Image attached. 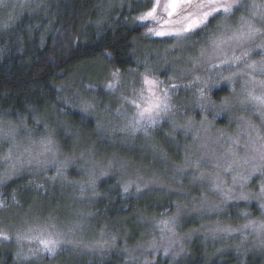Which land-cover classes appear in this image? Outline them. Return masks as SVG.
Segmentation results:
<instances>
[{
  "label": "rangeland",
  "instance_id": "rangeland-1",
  "mask_svg": "<svg viewBox=\"0 0 264 264\" xmlns=\"http://www.w3.org/2000/svg\"><path fill=\"white\" fill-rule=\"evenodd\" d=\"M112 1L115 0L110 2ZM130 1L138 0H118V2L116 0L111 7L122 9L129 6ZM144 1L155 4V0ZM41 2L42 0H0V33L4 34L22 16H34L33 10L41 8ZM251 13L250 6V17L246 19H252L257 27L264 25V21L259 16L252 17ZM241 17L234 14L228 23L238 26ZM216 20H212L208 26L212 27ZM137 21L145 22L138 18ZM217 30L218 28L214 33ZM146 38L148 41L166 38L175 40L172 37H157L150 34ZM209 38L201 43L202 47L207 45ZM191 41L193 42V38ZM262 42L264 38L257 37L245 45L253 49L252 56L258 58L256 61L264 59V54L257 48ZM184 43L179 44V50L170 57L171 71L176 76L180 75L179 78L182 79L180 83L171 82L167 85L178 86L170 93L175 107L168 115L159 118V123L163 127L156 125L148 136L142 132L132 134L124 130L126 118L122 113H127L128 116L133 113V106L128 104L124 97L131 99L138 93L140 76L133 73L122 74L125 83L120 91L111 92L115 96L113 106L105 103L104 108L98 106L93 98H89L88 91L82 88L68 86L60 93L63 107L91 118L100 132L109 129L107 137L103 134L106 139L112 140L113 143L120 140L116 144L121 147L124 141L126 144L124 148H132L134 151L131 155L135 154L132 161L108 157L103 161H97L88 158L93 154L91 152L66 153L60 148L48 127L43 131L40 129L39 135H33L27 128V121L24 118L14 121L5 115H0V127L6 130L15 129V134L11 138L0 137V177H3L0 181V201L7 205L0 208V229L12 237L2 241L15 248L16 257L21 262L54 264L55 256L61 250L68 249L79 255L99 259L105 257L106 261L107 258H111L110 264H180L188 258L190 245L194 242L214 246L215 255L217 252L222 255L228 254L239 258L240 261L257 255L264 259V236L252 232L251 229L243 234L240 231L231 233L215 231L218 226L239 229L248 223L249 219L256 221L264 219V208H261L259 199L261 186L264 185V173L259 170L260 166L264 165V161L260 159V150H264L262 149L264 115L253 103L245 99L247 93L244 79L247 77L235 83L221 82L220 86H224L229 91L231 107L218 115L212 103L201 107L197 103L198 96L192 99V104L188 99L181 98L183 90L188 86V77L192 76L194 79L199 77L201 81L211 78L209 82L216 83L218 72L203 59L199 61L194 59L196 53L195 55L180 53V50L187 46ZM172 46L178 45L174 42ZM201 48H197V57L200 56ZM240 52L241 49L237 48L236 55ZM153 57L157 61V69L168 67L167 70L170 71L171 66L160 65L159 57L156 55ZM143 61L139 56L137 59L139 66L143 67ZM108 78L109 73L104 74L102 86ZM255 79L261 80L264 76L257 73ZM190 89L193 90V87ZM261 93H264V89L256 86L255 94ZM83 100L95 103V109L91 113L82 111ZM189 111H197L200 117L190 119L181 115ZM210 114L214 116L213 120H210ZM50 116L52 117L53 114ZM216 121L219 123L215 124ZM35 123L46 126L43 121ZM173 135L175 137H172ZM48 137L54 141L56 155L55 157L51 154L39 156L38 162L34 157L42 151L41 141ZM180 147L183 149L181 150ZM174 149L177 150L176 157L179 158L177 162L167 154ZM9 154L11 159H6ZM142 160L149 165L141 163ZM64 161L68 163L63 168V175L55 180L51 179L56 176V168ZM13 164L16 165L15 170L12 168ZM254 169L256 171H253ZM112 173H116L121 187L129 181L135 182L129 189L131 193L140 195L148 191H160L171 194L177 199L171 213L158 218L141 219L138 223L144 226L146 231L141 239L132 244L127 241V235L112 237L111 228L108 225L101 227L98 219L83 209L86 204L80 205L87 200H93L98 181L100 183L108 180ZM202 173L203 178H201ZM233 176L237 177L235 184L232 180ZM24 177H32L40 181L32 184V188L26 190L27 192L5 195L3 190L7 184ZM92 178H95L94 190L89 187ZM214 181L221 182L225 189L231 188L233 198L226 199L213 190ZM136 184L142 189L141 192L136 191ZM241 184L244 185L243 189L240 188ZM241 191L249 195L248 200L238 199ZM52 196L57 200L51 198ZM229 210H232V220L239 221L238 224L226 221ZM245 212L249 217L242 215ZM253 213L259 217H254ZM173 218L174 230H169L161 223L162 220ZM193 223L195 225L191 226ZM186 224H189L190 228L182 229ZM39 232L45 235L51 234L61 241L54 256L40 250L39 244L31 240V237ZM17 235H27L28 238L17 240ZM165 250L168 252L167 255Z\"/></svg>",
  "mask_w": 264,
  "mask_h": 264
},
{
  "label": "trees",
  "instance_id": "trees-1",
  "mask_svg": "<svg viewBox=\"0 0 264 264\" xmlns=\"http://www.w3.org/2000/svg\"><path fill=\"white\" fill-rule=\"evenodd\" d=\"M110 1L42 0L41 8L33 10L34 16L24 15L4 34L0 33V115L14 121L24 118L33 135H39L40 129L43 131L48 127L60 148L66 153L91 152L93 154L88 158L97 161H103L107 157L132 161L135 154L131 155V152L134 150L124 148V141L121 147L116 144L120 140L113 143L112 140L106 139L109 129L100 132L91 118L63 107L60 102V93L64 88L76 86L88 91L87 96L93 98L101 108L105 107V103L113 106L115 96L104 89L101 81L104 74L117 69L122 74L133 73L136 76H140L146 68L150 69L159 80L164 81L165 86L171 82L180 83L182 80L180 75L173 74L170 63V57L179 50V45L172 46L175 40L167 38L148 41L146 37L149 28H156L158 25L153 21H137L139 16L150 10L152 2L130 1L129 6L114 9L111 6L116 0L112 3ZM164 3L165 0H161L158 15L168 19L164 15ZM254 3L262 4L264 0H239L240 6L232 15L249 18L250 6ZM211 21L210 18L209 25ZM216 21L211 28L207 26V30L205 28L200 30L199 34H193V42L191 39L185 41L187 46L180 50V53H196V59L197 50L202 47L201 43L206 41L222 22ZM204 31L208 33L205 34ZM153 55L159 57L158 64L171 66L170 71L167 70L168 67H160L158 70ZM139 56L144 60L143 67L137 63ZM252 59L258 60L254 56ZM145 64L147 66H144ZM194 81L192 76L187 78L188 86L181 95V98L188 99L191 104L192 99L199 96ZM219 82L214 83L215 86L211 87L207 94L211 102L217 104L229 96V91L220 86L223 80ZM190 87H193V90ZM51 114L54 117H51ZM181 115L190 119L200 117L197 111ZM209 118L213 120L214 116L210 114ZM38 121H43L46 126L40 125ZM218 123L216 121L215 124ZM157 126L163 127L161 123ZM103 134H106V137ZM167 154L176 162L179 160L176 157V149ZM141 163L148 164L143 160ZM38 181L40 180L32 177L18 178L7 184L3 191L5 195H19L22 191L27 192L26 190L31 189ZM118 183L116 173H112L108 180L100 183L98 181L95 198L80 205L86 204L83 209L98 219L101 227L108 225L112 237L127 235V241L132 244L141 239L146 231L138 222L141 219L158 218L171 213L177 199L160 191H148L140 195L131 191L125 193L123 186ZM51 198L57 200L55 196ZM61 204L65 205L63 202ZM232 210H229L226 221L238 224L239 221L231 218ZM253 215L259 217L254 213ZM194 225L195 223L191 226ZM186 228H190L189 224L182 229ZM214 249V246L194 242L190 245L188 258L180 264H264L260 255L249 256L240 261L239 258L228 254L217 252L215 255ZM15 251L14 247L0 240V264H34L32 261L21 262ZM110 261L111 258L106 261L105 257L93 258L63 249L55 256L54 264H110Z\"/></svg>",
  "mask_w": 264,
  "mask_h": 264
},
{
  "label": "snow or ice",
  "instance_id": "snow-or-ice-1",
  "mask_svg": "<svg viewBox=\"0 0 264 264\" xmlns=\"http://www.w3.org/2000/svg\"><path fill=\"white\" fill-rule=\"evenodd\" d=\"M239 6V0H165L163 4L164 15L168 17V19H164L162 16L158 15L157 11L161 7V0H155V4L150 7V10L143 13L138 19L140 21L155 22L158 27L149 28V34L157 37L175 38L177 45L191 39L193 34H199L200 30L205 29L209 25L210 18L212 20L221 19L223 22L217 26V32L209 38L207 45L201 48L200 56L196 59L197 61L203 59L205 62L209 63L213 69L218 70L216 83H218L219 80L235 83L247 77V79H244V88L247 93L245 99L253 103V105L261 111V114L264 115V93L259 95L255 94L256 86L264 89V79H255L257 73L264 76V59L260 61L252 59L253 49L245 47L246 44L254 41L257 37L264 38V25L257 27L252 19H246L245 17L240 18V24L238 26H233L228 23L234 10H238ZM251 7V16H259V18L264 21V3H254ZM237 48L241 49L239 55H236ZM257 48L260 50V53L264 54V42L257 45ZM229 51H231V55H229ZM210 80L211 78L205 81H201L199 77L195 78L194 83L197 84L199 93L197 103H199L201 107H204L207 103H212V106L217 109L216 114L218 115L230 109L231 99L229 97H224L219 105L211 102L207 94L210 88L215 86V84L210 83ZM124 83L125 81L122 73L117 69L109 73V78L105 82L104 87L110 92H118ZM177 87L176 84H171L170 87L165 86L164 81L159 80L150 69L146 68L140 75L138 93L131 99L124 97L127 103L133 106V113L131 116H128L127 113H122L126 118L124 130L132 134L142 132L145 136L150 135V130L155 128L159 123V118L162 115H168L175 107L172 103V95H170V93ZM135 91L134 89V92ZM233 92H235V89H233ZM82 105V111L87 113H91L95 109V103L90 100H83ZM189 123H191V121H189ZM14 134L15 129L9 128L6 130L0 127V137L11 138ZM41 146L42 151L38 153L37 157H34V159L38 160L39 156H47L48 154L55 157L54 141L50 137L42 140ZM262 149H264V145H262ZM5 158L11 159V154ZM260 159L264 161V150H260ZM29 163H31V161H29ZM67 163V161L62 162L61 165L56 168V176L51 177V179L55 180L57 177H61L63 175V168L67 166ZM12 168L15 170L16 165L13 164ZM259 170L261 173H264V165H261ZM253 171L256 170L254 169ZM201 178H203V173L201 174ZM2 179L3 177H0V181H2ZM232 180L235 184L237 177L233 176ZM134 183V181L125 183L123 185L124 192H129L130 187ZM94 186L95 178H92L89 181V187L94 190ZM145 186H147V184ZM212 186L213 190L219 192L226 199L233 198L232 189H225L222 187L221 182L214 181ZM240 188L243 189L244 185L241 184ZM81 191H83V188H81ZM136 191H142L138 184H136ZM260 193V206L264 208V185L261 186ZM238 199L248 200L249 195L241 191ZM6 206L5 202L0 201V208ZM242 215L246 218L249 217V214L246 212ZM161 223L169 228V230H174L172 228V225L175 224L174 218L162 220ZM248 229L264 236V219L261 221L249 219V222L242 225L239 229L218 226L215 231L226 233L240 231L243 234ZM11 238L12 237L6 234L3 229H0V240H9ZM26 238H28L27 235L16 236L17 240ZM31 240L39 244L40 250L53 256L57 253L61 243L59 239L54 238L51 234L45 235L43 232H39L37 235L32 236ZM165 254H168L167 250H165Z\"/></svg>",
  "mask_w": 264,
  "mask_h": 264
}]
</instances>
